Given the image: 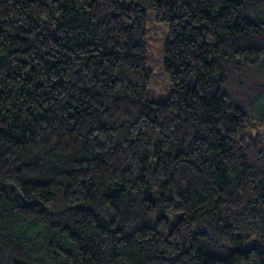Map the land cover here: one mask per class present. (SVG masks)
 I'll return each mask as SVG.
<instances>
[{
    "label": "trees",
    "instance_id": "1",
    "mask_svg": "<svg viewBox=\"0 0 264 264\" xmlns=\"http://www.w3.org/2000/svg\"><path fill=\"white\" fill-rule=\"evenodd\" d=\"M263 137L264 0H0V264H264Z\"/></svg>",
    "mask_w": 264,
    "mask_h": 264
},
{
    "label": "rangeland",
    "instance_id": "2",
    "mask_svg": "<svg viewBox=\"0 0 264 264\" xmlns=\"http://www.w3.org/2000/svg\"><path fill=\"white\" fill-rule=\"evenodd\" d=\"M168 31L167 23L157 21L153 11L147 13V67L150 69L151 78L146 97L154 102H165L170 93L168 76L163 67V48L168 40Z\"/></svg>",
    "mask_w": 264,
    "mask_h": 264
},
{
    "label": "water",
    "instance_id": "3",
    "mask_svg": "<svg viewBox=\"0 0 264 264\" xmlns=\"http://www.w3.org/2000/svg\"><path fill=\"white\" fill-rule=\"evenodd\" d=\"M263 147H264V137H263Z\"/></svg>",
    "mask_w": 264,
    "mask_h": 264
}]
</instances>
